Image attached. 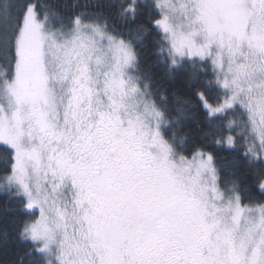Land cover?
Returning <instances> with one entry per match:
<instances>
[{"label":"snow or ice","instance_id":"6c2138e0","mask_svg":"<svg viewBox=\"0 0 264 264\" xmlns=\"http://www.w3.org/2000/svg\"><path fill=\"white\" fill-rule=\"evenodd\" d=\"M0 264H264V0H0Z\"/></svg>","mask_w":264,"mask_h":264}]
</instances>
